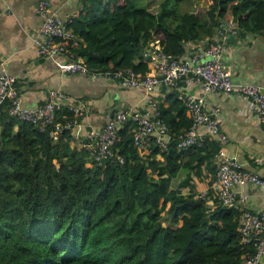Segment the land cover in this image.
Returning a JSON list of instances; mask_svg holds the SVG:
<instances>
[{"label":"trees","instance_id":"trees-1","mask_svg":"<svg viewBox=\"0 0 264 264\" xmlns=\"http://www.w3.org/2000/svg\"><path fill=\"white\" fill-rule=\"evenodd\" d=\"M203 2L187 9L192 0H92L71 23L81 39L74 51L92 70L146 74L143 50L153 40L182 57L186 42L215 35L224 21L234 22L238 36L264 34V0ZM168 100L159 105L167 150L153 140L137 148L122 128L115 144L122 162L97 161L87 136L80 143L88 150L70 147L72 129L53 140L0 108V264H242L252 255L256 240L242 244L237 208L211 209L195 193L183 194L190 177L176 184L192 165L183 160L188 151L199 165L219 147L206 138V148L178 150L191 118L184 100ZM65 114L67 107L56 120L75 118Z\"/></svg>","mask_w":264,"mask_h":264},{"label":"built area","instance_id":"built-area-1","mask_svg":"<svg viewBox=\"0 0 264 264\" xmlns=\"http://www.w3.org/2000/svg\"><path fill=\"white\" fill-rule=\"evenodd\" d=\"M36 11L41 17L39 32L33 37L37 55L42 58L66 57L67 61L59 65L64 73L102 77L123 87L142 88L147 92L170 91L183 80H194L200 83L206 92L234 94L250 102V108L264 124V88L257 84L236 83L232 71L224 62L228 38L237 35L232 20L227 22L226 27H218L215 42L186 58L167 53L161 49L158 41H151L143 50L142 56L149 71L142 74L130 68L105 71L90 69L83 58L74 51L81 42L71 28L74 19H65L53 12L49 0H39ZM180 97L189 111L191 125L179 137L178 150L203 147L206 137L200 132L201 127L205 128L207 136H217L221 143L227 142V136L221 134L218 110L211 113L205 106L203 95ZM4 107L10 117L30 123L41 132H49L53 140H57L68 129H73L76 124L75 118L64 122L56 120L59 110L67 107L73 111L75 117H80L86 110L83 105L75 106V100L58 89L50 90L47 101L41 106H23L15 88L14 77L6 71L4 62H0V108ZM127 123L133 125L132 137L135 147L144 149L153 140L161 149L167 150L170 130L159 117V103L150 100L146 108L115 110L102 130H90L87 138L92 142V154L97 161H123L115 152V144L118 142L119 130ZM217 159L219 165L212 185L213 198L207 192H201L198 196L205 201L208 208L213 209L217 203L235 207L239 201L246 202L248 196L237 189L246 184L264 189L263 177L243 169L238 162L228 157L222 148L217 153ZM239 233L243 244L250 243L254 238L256 240L255 252L245 255L242 264H264V210H243Z\"/></svg>","mask_w":264,"mask_h":264},{"label":"crops","instance_id":"crops-1","mask_svg":"<svg viewBox=\"0 0 264 264\" xmlns=\"http://www.w3.org/2000/svg\"><path fill=\"white\" fill-rule=\"evenodd\" d=\"M38 1L0 0V62H4L6 71L14 77L15 88L23 106L31 108L41 106L47 101L49 91L58 89L75 100V106L85 107L84 115L80 119L70 110L64 116L68 118L74 116L77 119L76 125L70 131L72 137L69 141L70 147L77 148L80 145L78 150H88L89 143L83 145L80 143L81 138H86L91 129L102 130L115 110L146 108L150 100L167 107L170 104L169 96L172 94L179 99L180 96L203 95L207 109L211 113L218 110L221 134L228 138L226 143H221L217 136H207L205 128L201 127L200 132L207 138V142L210 144L214 141L213 144H217L219 150L222 148L227 156L238 162L243 169L264 178V124L250 108V102L234 94L206 92L202 85L194 80H183L170 91L147 92L142 88L123 87L102 77L64 73L59 65L67 61L66 57L42 58L37 55L33 37L38 34L41 26V17L36 11ZM91 1L49 0L52 11L65 19H76L81 12L85 14ZM193 5L197 9V6L198 8L204 6V2L198 0ZM229 21H226V24ZM233 37L232 41H228L224 54L225 65L232 71L233 80L236 83L257 84L264 88V34L248 33L241 36L237 34ZM216 39L215 33L200 41L186 42L182 58L206 48ZM6 109L2 108L1 113H7ZM187 112L189 113L188 109ZM123 129L124 138H132L133 125L128 123ZM186 130L183 129L184 132ZM195 152L188 151L183 158L184 162L192 161V165L179 172L176 184L190 177L191 184L182 189L183 194L187 192L197 195L198 192H207L213 198L212 185L219 165L217 153L214 157L209 156L202 160L198 165L199 160L196 159ZM191 154L195 159H190ZM208 154L209 151L200 156ZM237 189L248 196L246 202L239 201L235 206L240 212L237 219L239 223L243 210H264L263 188L246 184Z\"/></svg>","mask_w":264,"mask_h":264},{"label":"rangeland","instance_id":"rangeland-1","mask_svg":"<svg viewBox=\"0 0 264 264\" xmlns=\"http://www.w3.org/2000/svg\"><path fill=\"white\" fill-rule=\"evenodd\" d=\"M192 1H194V2H193V4H194V3H196L198 0H192ZM199 1H200V0H199ZM183 8H184V7H183ZM185 8H187V9H196V8L194 7V5H186ZM197 8H198V6H197ZM79 146H80V145H78L77 148H79ZM158 156H159V155H158ZM187 194H188V193L186 192L185 195H187ZM200 194H201V192H198L197 195L199 196ZM165 218H166V217H165ZM166 219H169V220H170V217H169V218H166ZM169 220H168V222H169ZM170 223H171V220H170ZM239 224H240V223H239ZM238 230H239V228H238Z\"/></svg>","mask_w":264,"mask_h":264},{"label":"water","instance_id":"water-1","mask_svg":"<svg viewBox=\"0 0 264 264\" xmlns=\"http://www.w3.org/2000/svg\"><path fill=\"white\" fill-rule=\"evenodd\" d=\"M224 23L226 24V21H224ZM233 39H234L233 36H230V37L228 38L229 41H232Z\"/></svg>","mask_w":264,"mask_h":264}]
</instances>
